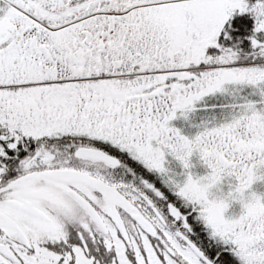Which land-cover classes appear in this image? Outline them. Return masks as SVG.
<instances>
[{"label": "snow or ice", "instance_id": "snow-or-ice-1", "mask_svg": "<svg viewBox=\"0 0 264 264\" xmlns=\"http://www.w3.org/2000/svg\"><path fill=\"white\" fill-rule=\"evenodd\" d=\"M257 181L264 0H0V264H264Z\"/></svg>", "mask_w": 264, "mask_h": 264}, {"label": "trees", "instance_id": "trees-1", "mask_svg": "<svg viewBox=\"0 0 264 264\" xmlns=\"http://www.w3.org/2000/svg\"><path fill=\"white\" fill-rule=\"evenodd\" d=\"M192 163L194 165L192 171L196 174V175H205L206 172L208 171L203 165L202 163L199 161V157L197 155H194L192 157ZM178 171L180 170L179 168L177 169ZM227 179L225 183L222 184V188L224 190H227ZM215 190V189H214ZM250 191H254L257 194H264V181H257L256 183H254L252 185V188ZM241 209L240 206L237 204H234L231 206V208L228 210L227 216H234V215H238L240 213Z\"/></svg>", "mask_w": 264, "mask_h": 264}, {"label": "rangeland", "instance_id": "rangeland-1", "mask_svg": "<svg viewBox=\"0 0 264 264\" xmlns=\"http://www.w3.org/2000/svg\"><path fill=\"white\" fill-rule=\"evenodd\" d=\"M213 191L215 192V190H213ZM230 208H231V207H230ZM230 208H229V209H230ZM229 209H228V210H229ZM227 213H228V211L226 212V216H227Z\"/></svg>", "mask_w": 264, "mask_h": 264}]
</instances>
